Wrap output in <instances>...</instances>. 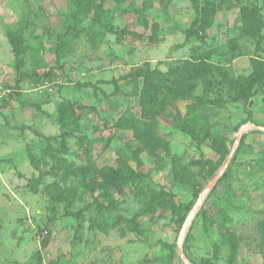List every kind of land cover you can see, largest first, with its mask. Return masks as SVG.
Masks as SVG:
<instances>
[{"label": "rangeland", "instance_id": "374dc122", "mask_svg": "<svg viewBox=\"0 0 264 264\" xmlns=\"http://www.w3.org/2000/svg\"><path fill=\"white\" fill-rule=\"evenodd\" d=\"M254 10L264 22V0H0V264H186L179 245L189 264H264Z\"/></svg>", "mask_w": 264, "mask_h": 264}, {"label": "trees", "instance_id": "16d2710c", "mask_svg": "<svg viewBox=\"0 0 264 264\" xmlns=\"http://www.w3.org/2000/svg\"><path fill=\"white\" fill-rule=\"evenodd\" d=\"M103 1L104 0H88V4L91 5L92 7H94L96 11H100L101 10V4ZM250 17H251V19H254L255 22L257 23L258 29L263 25L264 22L262 21V18H261V15L259 12L254 10L253 14H250ZM248 19H249V16L247 18H245V20H248ZM203 21L205 22L206 25H208L211 21V16L206 15L204 17ZM8 38H9L10 44L12 45V50H13L14 56L16 58V64H17V66H20L22 56H21V49L19 46L18 38L14 33H11V32L8 34ZM56 47L57 48L55 50V56H56L55 60L59 61V58L61 56V52L65 48L69 47V43L66 41V38L64 36H57V46ZM250 81L253 83L255 82V80L252 77H250ZM170 91L173 93L175 99H184V98L192 99L194 101L195 106L203 104V103H210V104H216L217 103L214 100H208V99L201 97V96H194V95L183 96L180 92H178V89L174 88V87H172ZM241 91H243V90H240V92ZM146 93L147 94L142 98L143 104L148 105L149 103H153V99H156L155 94L151 93L150 91H147ZM153 113H154V111H150V110L147 111L148 116H152ZM248 121L255 124L254 121L252 120L251 113H249V112L247 113L246 118L241 121V123L248 122ZM179 122H180V124H179L180 130L184 131L185 133H187L191 137H193L195 130L192 129L187 123L183 122L182 118H180ZM148 136H149L148 132L138 133L139 139L141 141H143V143H145V144H147ZM223 177H226V174H223ZM190 208H191L190 204H184L183 205V211H182L183 213L181 214L180 219H179L180 225H182V223L185 221ZM198 213L204 214L203 207H201V209ZM204 264H212V263L211 262H205Z\"/></svg>", "mask_w": 264, "mask_h": 264}, {"label": "water", "instance_id": "95a60500", "mask_svg": "<svg viewBox=\"0 0 264 264\" xmlns=\"http://www.w3.org/2000/svg\"><path fill=\"white\" fill-rule=\"evenodd\" d=\"M255 127H256L257 129L264 130V128L261 127V126H255ZM247 128H249V126L245 125L244 127H241V128L239 129L237 139L240 138V136H241V134L243 133V131L246 130ZM232 153H233V152L231 151V152L228 154V156H227V158H226V161L224 162L223 167H222L221 170L219 171L218 175H217V176L212 180V182L206 187V189H205V191H204L205 194H206V192L208 191V189L214 185V183L216 182V180H217V178L219 177V175H220V174L223 172V170L226 168V166H227V164H228V162H229V160H230V158H231V156H232ZM195 207H196V206H195ZM195 207L191 210V212L189 213V215L186 217V219H185V227H184V228L187 227V225H188V223H189V221H190V218H191L190 215H191L192 212L194 211ZM194 213H195V211L193 212V214H194ZM183 236H184V232H183L182 237H183ZM179 254H180V257H181V259L183 260V262H185L186 264H189V262L187 261L185 255L183 254V250H182L181 245H179Z\"/></svg>", "mask_w": 264, "mask_h": 264}, {"label": "bare ground", "instance_id": "6f19581e", "mask_svg": "<svg viewBox=\"0 0 264 264\" xmlns=\"http://www.w3.org/2000/svg\"><path fill=\"white\" fill-rule=\"evenodd\" d=\"M195 208H196V207H195ZM194 211H195V209H194ZM194 211H193V212H194Z\"/></svg>", "mask_w": 264, "mask_h": 264}]
</instances>
